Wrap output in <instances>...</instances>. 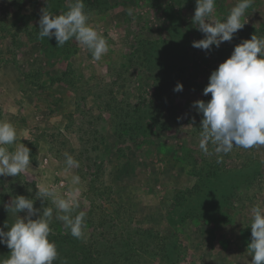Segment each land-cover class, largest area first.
I'll list each match as a JSON object with an SVG mask.
<instances>
[{"label":"rangeland","instance_id":"1","mask_svg":"<svg viewBox=\"0 0 264 264\" xmlns=\"http://www.w3.org/2000/svg\"><path fill=\"white\" fill-rule=\"evenodd\" d=\"M72 2L0 0V120L15 126L16 144L31 158L27 175L0 176V228L16 218L5 208L12 198H35L37 186H50L58 196L74 191L87 213L82 239L51 227L54 264H251L264 145L219 155L209 145L204 154L202 113L193 104L211 99L203 94L210 74L237 44L264 35V0H254L230 42L208 52L192 46L204 38L192 20L196 0H84L109 45L99 61L74 38L63 47L54 37L37 39L41 10L62 14ZM237 2L216 0L214 16L225 18ZM121 108L136 114L138 127L122 138ZM89 118L95 137L82 133ZM81 134L99 151L86 152ZM65 154L79 166L68 168ZM10 251L0 243V260Z\"/></svg>","mask_w":264,"mask_h":264},{"label":"clouds","instance_id":"2","mask_svg":"<svg viewBox=\"0 0 264 264\" xmlns=\"http://www.w3.org/2000/svg\"><path fill=\"white\" fill-rule=\"evenodd\" d=\"M47 2V0H46ZM254 0H238L229 14L218 19L214 16L216 0H196L193 23L204 33V38L194 40L192 46L206 52L213 45L230 42L235 33L248 22L245 14ZM132 15V9H128ZM90 15L85 11L84 0H73L68 11L54 14L41 10L37 39L55 38L57 47H63L73 38L92 52L99 61L108 51L107 39L98 28L91 24ZM183 90L178 82L174 91ZM211 99L194 102L198 113H202L199 148L204 154H227L234 147L250 149L264 145V35L253 34L234 47L232 54L213 70L209 83L203 89ZM20 139L15 126L7 120H0V176L17 177L27 175L30 168V149ZM68 168L78 167V162L68 154ZM219 162V159H218ZM71 183L78 185L79 176H73ZM35 198L17 195L5 204L6 210L15 215L13 223L5 221L0 228V243L6 244L10 254L0 264H54L58 259L55 241L50 240L54 219L63 222L73 237H84L85 211H78L79 203L75 192L70 190L58 196L50 186H37ZM31 191V189H29ZM50 200L51 207L42 211L34 207V200ZM24 213V215H20ZM36 217L33 219V217ZM251 241L248 244L251 264H264V206L252 208ZM62 264H68L67 259Z\"/></svg>","mask_w":264,"mask_h":264},{"label":"trees","instance_id":"3","mask_svg":"<svg viewBox=\"0 0 264 264\" xmlns=\"http://www.w3.org/2000/svg\"><path fill=\"white\" fill-rule=\"evenodd\" d=\"M148 47H146V46H144V48H141L140 49V51H143V53H148L147 51H148ZM111 98L110 99H112V97H113V94H112V92H111V96H110ZM98 98L99 99H101V97H99V95H98ZM115 100H116V97H113V101L115 102ZM106 101V104H108V106H110V100H108V99H106L105 100ZM81 102V101H80ZM83 102H85V99H83ZM121 111H119V112H117L116 113V116H117V118L119 119V121H120V123H119V121L117 122V126H118V128H116V135H117V137H120V138H122L123 136H124V133H123V131H124V129H126V130H129L130 131V133L131 134H134V133H136V131L138 130V127H136L137 126V124L135 123L134 124V121H135V119H136V114H133V113H131V110H123V108H121L120 109ZM91 118H89V120H88V131H86V130H84V131H82V133L85 135V134H88V136L90 137V133H93L92 134V136L93 137H95V135H94V125H95V122H94V120H90ZM124 126V127H123ZM80 139H83L84 140V147H85V151L86 152H91V150H93V149H96V150H98L99 151V147H98V145H96V146H92L93 148H89V146H88V144H87V139L85 138V136H83L82 134L80 135ZM90 141H91V138L89 139ZM91 149V150H90ZM90 168H91V165H88ZM52 206V204H51V201L50 200H48V201H46V200H42V202H41V206L38 204V207H39V209L42 211V209H43V207H51ZM82 209L79 207V209H78V211H81ZM61 225V226H63L64 227V229L66 230V231H68V232H70V230L69 229H67L64 225H63V222H61V221H58V220H56L55 219V212H54V219H53V222H52V224L50 225V227H53V225Z\"/></svg>","mask_w":264,"mask_h":264},{"label":"built area","instance_id":"4","mask_svg":"<svg viewBox=\"0 0 264 264\" xmlns=\"http://www.w3.org/2000/svg\"><path fill=\"white\" fill-rule=\"evenodd\" d=\"M59 186L64 188V187H65V182H64V181L60 182V183H59ZM67 193H68V192H66V194H67Z\"/></svg>","mask_w":264,"mask_h":264}]
</instances>
